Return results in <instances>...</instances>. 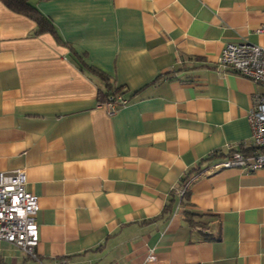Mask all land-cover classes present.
Masks as SVG:
<instances>
[{
	"label": "crops",
	"instance_id": "1",
	"mask_svg": "<svg viewBox=\"0 0 264 264\" xmlns=\"http://www.w3.org/2000/svg\"><path fill=\"white\" fill-rule=\"evenodd\" d=\"M36 7L57 37L0 1V171L24 168L39 238L0 240V264H264V168L217 166L253 147L258 88L217 62L264 47V0ZM78 58L128 102L109 113Z\"/></svg>",
	"mask_w": 264,
	"mask_h": 264
},
{
	"label": "built area",
	"instance_id": "2",
	"mask_svg": "<svg viewBox=\"0 0 264 264\" xmlns=\"http://www.w3.org/2000/svg\"><path fill=\"white\" fill-rule=\"evenodd\" d=\"M257 31L264 32V22ZM217 69L233 71L258 88L252 94L248 121L252 145L262 148L250 154L233 150L217 166L238 167L247 171L264 168V47L247 42L227 43L220 52ZM127 102L128 99L119 94L99 103L113 113L118 106ZM192 179H185L176 187L175 192L180 198ZM37 211L38 199L26 188L24 168L0 171V240L35 257V247L39 241ZM143 264H152V261L148 259Z\"/></svg>",
	"mask_w": 264,
	"mask_h": 264
},
{
	"label": "trees",
	"instance_id": "3",
	"mask_svg": "<svg viewBox=\"0 0 264 264\" xmlns=\"http://www.w3.org/2000/svg\"><path fill=\"white\" fill-rule=\"evenodd\" d=\"M0 1L8 9L16 13L23 14L28 18L32 19L36 24V29H35L36 33L49 32L56 36V32L52 22L46 16H44L36 7V2L39 0H0ZM78 62L82 67L91 71L93 74L97 75L104 81L106 89L105 91H101L100 89L98 90V102H105L106 100L109 99V97H115L116 95L121 94L119 88L111 87V84L109 82V77L105 72H102L101 70L97 69L91 64H87L82 58H78ZM261 149H262L261 147L253 146L250 151H245L244 153L250 154L255 151H259Z\"/></svg>",
	"mask_w": 264,
	"mask_h": 264
}]
</instances>
